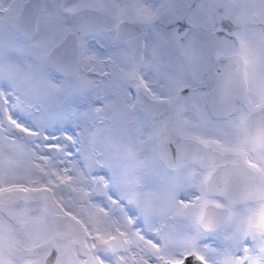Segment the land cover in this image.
Listing matches in <instances>:
<instances>
[{"label": "snow or ice", "instance_id": "snow-or-ice-1", "mask_svg": "<svg viewBox=\"0 0 264 264\" xmlns=\"http://www.w3.org/2000/svg\"><path fill=\"white\" fill-rule=\"evenodd\" d=\"M0 264H264V0H0Z\"/></svg>", "mask_w": 264, "mask_h": 264}]
</instances>
